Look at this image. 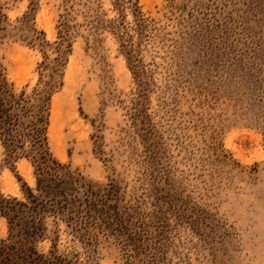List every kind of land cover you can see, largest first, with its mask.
I'll use <instances>...</instances> for the list:
<instances>
[{"label":"rangeland","instance_id":"obj_1","mask_svg":"<svg viewBox=\"0 0 264 264\" xmlns=\"http://www.w3.org/2000/svg\"><path fill=\"white\" fill-rule=\"evenodd\" d=\"M113 1L0 0V69L15 92L33 88L44 60L30 29L54 43L63 14L109 19ZM133 1L145 19L142 32L129 26L140 76L115 34L78 26L48 126L52 156L109 195L118 226L81 242L62 224L55 253L83 264H123L135 249L141 264H264V0ZM25 184L36 185L32 162L0 145V193L21 199ZM9 238L0 215V249Z\"/></svg>","mask_w":264,"mask_h":264},{"label":"trees","instance_id":"obj_2","mask_svg":"<svg viewBox=\"0 0 264 264\" xmlns=\"http://www.w3.org/2000/svg\"><path fill=\"white\" fill-rule=\"evenodd\" d=\"M113 4L116 14L109 19L98 10L92 13L89 10L85 14V23L71 24L69 13L63 14L59 20L58 39L54 43L46 41L41 36L43 32L30 29L32 34L25 38L44 51L38 81L30 91L25 88L15 92L0 69V145L10 158H28L36 176L35 187L23 185L21 199L5 198L0 193V215L7 218L10 226V244L0 249L5 264H83L79 260L73 262L56 255L55 240L60 237V226L66 225L72 240L81 242L90 239L93 230H110L118 226L119 218L114 215L115 207L109 204V195L96 193L81 182L70 166L55 160L48 143L51 98L62 84L61 67L71 49L75 28L85 25L93 35L107 30L115 34L133 74L140 76V61L134 54L129 26L132 24L138 32H142L143 13L138 1L115 0ZM129 14L132 21L127 20ZM49 44L54 45V58H50L45 51ZM139 104L134 108L135 121L142 115ZM48 224L53 225L54 245L51 251L43 253L37 250V243L48 237ZM132 255L127 254L123 264H141L136 262L139 255L137 249L132 250Z\"/></svg>","mask_w":264,"mask_h":264}]
</instances>
